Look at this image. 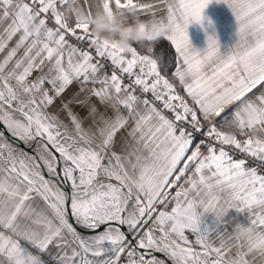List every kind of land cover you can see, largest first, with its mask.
<instances>
[{"label":"snow or ice","instance_id":"snow-or-ice-1","mask_svg":"<svg viewBox=\"0 0 264 264\" xmlns=\"http://www.w3.org/2000/svg\"><path fill=\"white\" fill-rule=\"evenodd\" d=\"M211 2L103 0L159 25L123 46L85 0H0V126L31 152L0 143V264H264V119L238 111L264 116V0H216L226 52L189 37Z\"/></svg>","mask_w":264,"mask_h":264},{"label":"crops","instance_id":"crops-1","mask_svg":"<svg viewBox=\"0 0 264 264\" xmlns=\"http://www.w3.org/2000/svg\"><path fill=\"white\" fill-rule=\"evenodd\" d=\"M96 2L97 0H85L86 4L92 5L91 10L93 14L94 11L99 10ZM145 2H152V0H145ZM117 15L121 20H123L119 14ZM203 15L207 19H205L202 24L194 22L188 26V33L192 45L197 50L203 51L207 45V35L215 32V35L217 36L220 42L221 52H226L228 48L235 42L236 39L237 25L235 17L232 14L231 10L225 3H217L216 0H212V2L203 10ZM209 20L211 21V24H209ZM109 21L112 22V16L110 15ZM74 87L75 86H73V88ZM5 142L10 144V142L8 141ZM10 145L16 152L23 151L26 155H30L21 148H15L14 146H12V144ZM206 219L209 223H211L212 214L206 213ZM225 219L228 220L230 226L234 225L237 222L241 224L247 223V218L245 214L242 212H238L236 209H230L226 214ZM85 235H87V233H85ZM56 251L57 249L53 248L50 252L43 253V259L45 261V264H58L55 259Z\"/></svg>","mask_w":264,"mask_h":264},{"label":"clouds","instance_id":"clouds-1","mask_svg":"<svg viewBox=\"0 0 264 264\" xmlns=\"http://www.w3.org/2000/svg\"><path fill=\"white\" fill-rule=\"evenodd\" d=\"M98 11H94L92 31L99 34L101 37L109 40H118V42L127 46L136 42L144 41V38L150 34H154L158 29V23L153 19L134 18L132 23H126L121 20L117 14H113L112 22L109 21V15L103 11V0H97ZM131 11V9H129ZM150 46V45H146ZM258 105L253 104L251 107L241 104L238 111L243 119L250 121L253 127L248 131V135L255 136L259 131L256 121L264 119V116H258ZM228 135L235 134V129H228Z\"/></svg>","mask_w":264,"mask_h":264},{"label":"water","instance_id":"water-1","mask_svg":"<svg viewBox=\"0 0 264 264\" xmlns=\"http://www.w3.org/2000/svg\"><path fill=\"white\" fill-rule=\"evenodd\" d=\"M2 132L4 133V137L9 141L15 144L17 147L21 148L22 150L26 151L28 154L31 155V152L28 149V146L25 142L18 140L17 138L11 136V134L4 128H2ZM66 187V185H65Z\"/></svg>","mask_w":264,"mask_h":264},{"label":"rangeland","instance_id":"rangeland-1","mask_svg":"<svg viewBox=\"0 0 264 264\" xmlns=\"http://www.w3.org/2000/svg\"><path fill=\"white\" fill-rule=\"evenodd\" d=\"M4 55V53H0V57H2ZM0 132H2L1 131V129H0ZM5 141H8L4 136L3 137H0V143H4ZM9 142V141H8ZM10 144H12V146H14L15 148H18V147H16V145L15 144H13L12 142H10ZM38 150V149H37ZM246 223V222H245Z\"/></svg>","mask_w":264,"mask_h":264},{"label":"trees","instance_id":"trees-1","mask_svg":"<svg viewBox=\"0 0 264 264\" xmlns=\"http://www.w3.org/2000/svg\"><path fill=\"white\" fill-rule=\"evenodd\" d=\"M143 47V46H140ZM165 48H167V43L165 44ZM169 51L174 52V48L173 49H169Z\"/></svg>","mask_w":264,"mask_h":264},{"label":"bare ground","instance_id":"bare-ground-1","mask_svg":"<svg viewBox=\"0 0 264 264\" xmlns=\"http://www.w3.org/2000/svg\"><path fill=\"white\" fill-rule=\"evenodd\" d=\"M2 128H3V126H0L1 131H2Z\"/></svg>","mask_w":264,"mask_h":264},{"label":"built area","instance_id":"built-area-1","mask_svg":"<svg viewBox=\"0 0 264 264\" xmlns=\"http://www.w3.org/2000/svg\"><path fill=\"white\" fill-rule=\"evenodd\" d=\"M167 114V113H166Z\"/></svg>","mask_w":264,"mask_h":264}]
</instances>
